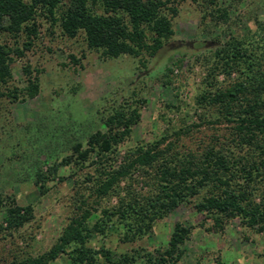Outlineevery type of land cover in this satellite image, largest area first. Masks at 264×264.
<instances>
[{
	"label": "rangeland",
	"instance_id": "rangeland-1",
	"mask_svg": "<svg viewBox=\"0 0 264 264\" xmlns=\"http://www.w3.org/2000/svg\"><path fill=\"white\" fill-rule=\"evenodd\" d=\"M66 2H59L55 18ZM87 4L93 13H103L100 2ZM162 11L173 30L163 46L152 55L142 52L116 58L88 47L82 31L68 37L58 21L45 11L37 12L32 47L20 57L12 56L11 77L0 83V264L47 250L78 213L81 198L96 208L89 224L102 208L116 202L110 195L94 203L90 191L101 161L93 155L81 161L73 150L78 142L83 149L89 134L103 130L104 120L122 121L131 109L138 108L139 119L130 135L109 154L114 166L126 151L162 136L166 139L160 148L171 142L181 154H199L208 142L224 141L230 124L210 123L217 112L212 106L197 104L196 99L238 77L235 70L206 75L214 51L231 37L264 55V0H187L169 2ZM116 13L127 21L124 13ZM25 40V32L16 36L0 32V43L10 47L21 46ZM29 75L36 76L38 84L32 97L26 95ZM36 172L42 174L38 183ZM147 180L144 173L135 172L120 182L118 193L125 194L130 188L146 195ZM11 200L31 206L33 218L18 229L5 230L4 207ZM175 222L190 228L179 245L183 264H264L263 233L238 217L215 229L211 219L190 204L157 216L133 241L122 240V227L109 222L102 234H91L86 246H103L115 255L138 251L142 256L130 264H168L161 263L160 252ZM50 264L69 263L60 256Z\"/></svg>",
	"mask_w": 264,
	"mask_h": 264
},
{
	"label": "trees",
	"instance_id": "trees-1",
	"mask_svg": "<svg viewBox=\"0 0 264 264\" xmlns=\"http://www.w3.org/2000/svg\"><path fill=\"white\" fill-rule=\"evenodd\" d=\"M60 1L0 0V32L11 36L25 32L27 38L21 46L0 43V83H6L11 77L12 56L20 57L32 47L39 10L58 21L68 37L82 31L87 46L100 48L106 57H136L142 52L154 54L163 46L164 39L172 35L170 18L162 11L166 4L187 0H66L65 8L55 18ZM88 2H100L103 13H93ZM169 10L175 13L174 8ZM117 11L124 13L127 21ZM213 60L206 71L208 77L214 72L238 71V77L224 87H213L209 82L214 90L196 99L197 104L212 106L217 112L210 123L230 124L224 141L208 142L199 154H181L171 142L160 148L166 139L162 136L126 151L114 166L109 162V154L130 135L132 125L139 119L138 108L131 109L122 121L104 120L103 130L89 134L83 149L78 142L73 150L81 161L92 155L101 161L90 191L94 203L110 195L116 197V202L102 208L100 215L89 224L96 208L87 206L86 200L81 198L78 213L69 219L47 250L13 259L8 264H50L60 256H65L69 264H130L142 256L138 251L115 255L103 246L90 248L86 243L91 234H102L109 222H116L124 231L122 240L133 241L144 234L157 216H165L181 204H190L197 212L205 214L215 229H221L227 220L238 217L244 225L264 234V55L256 54L243 40L231 37L216 48ZM37 89V77L29 75L26 95L32 97ZM179 132L175 134L178 136ZM50 170L54 171L55 167ZM135 172L144 173L147 182L150 181L147 194L141 195L130 188L125 194H119L120 182ZM35 176L38 183L42 174L36 172ZM32 218L31 206H20L11 200L4 207L5 227L2 229H18ZM189 231V227L174 223L166 246L160 252L161 263L183 264L180 262L183 250L179 245Z\"/></svg>",
	"mask_w": 264,
	"mask_h": 264
}]
</instances>
